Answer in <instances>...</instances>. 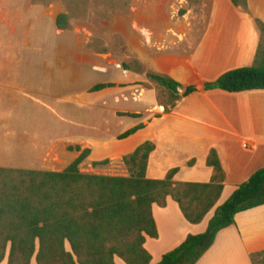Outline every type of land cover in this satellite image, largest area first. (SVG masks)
I'll list each match as a JSON object with an SVG mask.
<instances>
[{
	"label": "crops",
	"instance_id": "crops-1",
	"mask_svg": "<svg viewBox=\"0 0 264 264\" xmlns=\"http://www.w3.org/2000/svg\"><path fill=\"white\" fill-rule=\"evenodd\" d=\"M91 1L67 0V6L87 7ZM146 4L162 9L147 13L149 19L145 24H140L131 14L130 29L145 43L148 52L145 63L156 72L171 76L186 88L204 86L227 71L253 64L261 40L256 21L264 24V0H248V11L236 7L231 0H146ZM58 7L57 0H0V36L34 43V50H23L25 63L17 67L0 66V106L9 101L17 107L7 113L0 111L1 167L62 171L75 160L68 149L81 141L74 134V119L67 112L62 116L51 114L49 107L74 108V81L60 83L58 74L73 72L71 67L92 66L74 58L76 34L58 29L56 18L62 12L56 10ZM134 7H137L136 0ZM160 16L166 21L158 22ZM83 39L77 43L79 51L85 47ZM27 52L31 57L26 62ZM257 96L264 97V90L229 93L204 88L183 98L168 114L158 106V114L165 118L176 115L188 101L204 98L209 108L184 118L202 132L201 137L217 138L220 144L216 140L215 145L198 146L199 154L180 161L176 159L174 144L168 143L161 149L153 141L156 150L148 167L157 162L164 177L170 169L179 167L176 181L208 183L214 171L206 159L215 148L226 172L224 191L216 206L221 205L241 183L264 167V111H256L251 104V99ZM52 154L66 156L62 170L41 166L43 159L49 160ZM226 157L239 162H227ZM192 159L196 162L190 166ZM239 173L243 178L228 190L229 176H239ZM153 213L159 237H147L145 246L155 264L188 235L204 233L214 210L201 223L192 224L184 217L179 204L169 198L164 208L154 205ZM259 251H264V205L239 213L236 224L217 235L213 246L197 264H252L250 254ZM119 260L116 258L117 264Z\"/></svg>",
	"mask_w": 264,
	"mask_h": 264
},
{
	"label": "trees",
	"instance_id": "trees-1",
	"mask_svg": "<svg viewBox=\"0 0 264 264\" xmlns=\"http://www.w3.org/2000/svg\"><path fill=\"white\" fill-rule=\"evenodd\" d=\"M231 1L236 7L249 10L248 0ZM256 22L261 40L253 64L227 71L216 81L205 83L206 91L264 90V24L260 20ZM56 25L60 30H69V15L58 14ZM124 68L143 70L141 66L126 64ZM146 76L161 90L158 102L165 114L198 91L195 85H190L181 94L182 84L171 76L155 71H147ZM116 86L99 83L91 92ZM119 115L142 116L133 112ZM154 117L161 118L162 114ZM146 126L138 123L118 139L126 140ZM68 149L80 154L62 171L0 167V263L6 260L7 264H33L35 260L37 264H117L116 258H120L125 264H153V256L145 244L147 237H159L154 205L164 208L172 198L187 221L199 224L216 207L224 191L226 172L215 148L206 159L214 171L208 183L176 181L179 167L170 169L164 178H149V160L156 150L151 140L123 157L130 176L84 173L80 164L91 150H81L80 146ZM108 162L106 159L95 164ZM195 162L192 159L189 165ZM263 205L264 167L241 183L216 209L204 233L188 235L155 264H197L213 246L217 235L236 224L239 213ZM250 259L252 264H264V251L251 253Z\"/></svg>",
	"mask_w": 264,
	"mask_h": 264
},
{
	"label": "rangeland",
	"instance_id": "rangeland-1",
	"mask_svg": "<svg viewBox=\"0 0 264 264\" xmlns=\"http://www.w3.org/2000/svg\"><path fill=\"white\" fill-rule=\"evenodd\" d=\"M92 1L87 7H71L67 6V0H57L59 7L56 8L58 12L62 11L61 13L69 15L71 27L67 31L76 34L73 41L74 58L92 66L69 67L73 72L58 74L60 83L67 80L74 81L73 93L76 104L74 108L55 105L49 107L51 114L62 116L67 112L72 115L74 134L81 137L80 144L76 145L80 146L81 150L86 148L91 150L88 158L80 164V170L89 174L130 176L123 157L138 144L152 139L161 149L168 143L174 144L177 151L176 159L180 161L189 155L199 154L198 146L215 145L216 140L219 139L201 137L202 132L193 128L192 123L184 118L199 115L197 111L201 109L205 112L209 108V103L204 98L188 101L174 116L154 120V116L158 114V93L161 90L146 76L147 71L155 70L145 63L148 52L140 36L130 29V18L133 14L132 17L136 18L140 24H145L149 19L147 13L160 11L162 8L147 5L146 0H136L137 7L134 8L135 0ZM183 13L184 10H182ZM157 20L158 22L166 21L161 16ZM79 39H83L85 46L81 51L77 49ZM24 48L26 51L34 50V43H29L27 39H5L0 36V66L17 67L25 63L22 61ZM30 57L31 53L27 52L26 62ZM124 64L131 67L141 66L143 70L140 72L127 70ZM102 65L105 67H96ZM99 83H115L117 86L101 92H91V88ZM251 104L256 111H264V97H253ZM16 109L17 107L9 101L0 106V111L3 113ZM125 112L140 113L142 116L133 118L119 115ZM141 122L147 124L146 128L126 140L118 139L120 134ZM223 143L221 141V145ZM217 144H220V140ZM70 152L73 158L80 154V151ZM106 159L109 161L107 164H95ZM155 159L154 157V161ZM65 160L67 158L64 155L52 154L49 160L43 159L41 166L51 170H62L65 166L62 162ZM226 160L231 163L239 162L227 157ZM255 162L258 164L259 161ZM240 174L229 176L228 190L231 189L230 186L239 182L237 180L243 178ZM147 175L150 178L164 177L161 166L157 162H153L152 167H148ZM219 206L213 209L214 213ZM175 223L178 224L177 221ZM0 264H7V261ZM35 264H37L36 261ZM118 264L125 263L119 260Z\"/></svg>",
	"mask_w": 264,
	"mask_h": 264
},
{
	"label": "water",
	"instance_id": "water-1",
	"mask_svg": "<svg viewBox=\"0 0 264 264\" xmlns=\"http://www.w3.org/2000/svg\"><path fill=\"white\" fill-rule=\"evenodd\" d=\"M197 89L200 90V91H202V90L204 89V86H203V85H198V86H197ZM184 91H185V87H184L183 85H181V86L179 87V92H180L181 94H183Z\"/></svg>",
	"mask_w": 264,
	"mask_h": 264
}]
</instances>
